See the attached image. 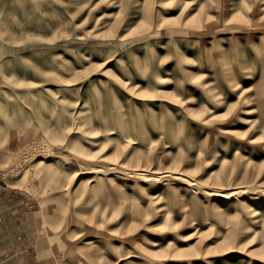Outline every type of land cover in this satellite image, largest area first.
Wrapping results in <instances>:
<instances>
[{
  "label": "rangeland",
  "instance_id": "1",
  "mask_svg": "<svg viewBox=\"0 0 264 264\" xmlns=\"http://www.w3.org/2000/svg\"><path fill=\"white\" fill-rule=\"evenodd\" d=\"M4 213L26 264H264V0H0Z\"/></svg>",
  "mask_w": 264,
  "mask_h": 264
},
{
  "label": "crops",
  "instance_id": "2",
  "mask_svg": "<svg viewBox=\"0 0 264 264\" xmlns=\"http://www.w3.org/2000/svg\"><path fill=\"white\" fill-rule=\"evenodd\" d=\"M18 216H14L13 222L20 220ZM10 217L9 213L0 215V264H26L29 258L24 255L26 247L21 241L23 231H20L21 227L10 225ZM30 264L36 263L31 261Z\"/></svg>",
  "mask_w": 264,
  "mask_h": 264
},
{
  "label": "bare ground",
  "instance_id": "3",
  "mask_svg": "<svg viewBox=\"0 0 264 264\" xmlns=\"http://www.w3.org/2000/svg\"><path fill=\"white\" fill-rule=\"evenodd\" d=\"M81 184H82V183H81ZM92 243H93V242H91V241H88V244H89V245H91Z\"/></svg>",
  "mask_w": 264,
  "mask_h": 264
}]
</instances>
